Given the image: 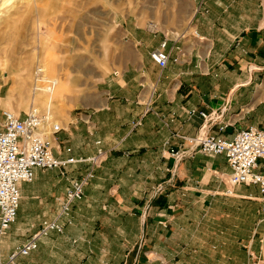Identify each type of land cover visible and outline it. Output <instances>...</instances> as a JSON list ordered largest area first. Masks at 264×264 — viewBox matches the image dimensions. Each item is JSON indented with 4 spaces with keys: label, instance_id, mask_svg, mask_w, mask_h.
I'll return each instance as SVG.
<instances>
[{
    "label": "crops",
    "instance_id": "1",
    "mask_svg": "<svg viewBox=\"0 0 264 264\" xmlns=\"http://www.w3.org/2000/svg\"><path fill=\"white\" fill-rule=\"evenodd\" d=\"M52 1L53 27L60 10ZM144 1L84 0L69 10L85 17L86 47L99 39L110 49L109 69L85 98L67 95L55 143L71 148L61 157L102 150V162L72 206V223L41 237L16 264H264L259 187L230 185L223 154H174L189 148L182 137L264 128V0H187L179 31L161 18L144 22L141 8L156 0ZM162 41L164 68L150 57ZM58 83L54 98L66 90ZM6 111L0 106V130ZM70 168L68 176L36 169L31 182L20 183L1 260L57 219L69 179L85 171L83 164Z\"/></svg>",
    "mask_w": 264,
    "mask_h": 264
},
{
    "label": "rangeland",
    "instance_id": "2",
    "mask_svg": "<svg viewBox=\"0 0 264 264\" xmlns=\"http://www.w3.org/2000/svg\"><path fill=\"white\" fill-rule=\"evenodd\" d=\"M83 1L57 0L56 8L60 10V16H54L57 24L52 27L48 22L52 16H47V13L53 12L50 6L52 0H0V106L5 105L20 116L27 113L30 107L39 110L43 107L47 118L60 124L66 115L65 103L70 91L85 98L109 69L106 61L110 49L99 46V39L95 41L98 43L95 47H86L90 33L84 25L85 17L68 15L74 5H82ZM144 2L141 0L142 4ZM145 3L149 4L148 1ZM165 8H171L167 10V17ZM189 9L187 0H156V7L141 8V18L144 22L161 18L164 24L179 31L186 24ZM52 28L58 30L55 38ZM54 44L61 46L55 47ZM52 78L65 82L63 96L54 98L59 90L52 97L53 91H43L47 85L60 89L58 81ZM43 93L50 98H44L41 104L37 100ZM57 145L62 150L61 144Z\"/></svg>",
    "mask_w": 264,
    "mask_h": 264
},
{
    "label": "built area",
    "instance_id": "3",
    "mask_svg": "<svg viewBox=\"0 0 264 264\" xmlns=\"http://www.w3.org/2000/svg\"><path fill=\"white\" fill-rule=\"evenodd\" d=\"M165 46L166 42L162 41L150 53L152 60L161 68L168 62ZM199 114L207 117L203 112ZM61 131L62 126L49 120L47 114L39 109H29L24 116L11 111L4 112V123L0 130V240L16 219L21 198L20 183L31 182L36 169H57L65 175L69 173L70 167L83 164L85 171L79 177L70 178L57 219L44 221L39 231L15 247L5 262L0 259V264H16L19 257L28 255L38 247L41 237L53 230L62 232L65 225L72 223V206L83 198L85 187L94 178L95 169L102 161V150L85 159L61 157L63 153H71V148L64 147L61 150L55 143L56 135ZM182 138L189 148L175 151L178 159L190 151L208 156L225 155L231 169L229 184L257 185L261 211L264 212V128L249 127L237 131L231 137L205 134Z\"/></svg>",
    "mask_w": 264,
    "mask_h": 264
},
{
    "label": "bare ground",
    "instance_id": "4",
    "mask_svg": "<svg viewBox=\"0 0 264 264\" xmlns=\"http://www.w3.org/2000/svg\"><path fill=\"white\" fill-rule=\"evenodd\" d=\"M58 86H56V87H52L51 85H47L44 89H43V91L44 92H52L53 91V93L50 95V97H52L53 95H54V93H57L58 92ZM47 94L45 95V93H43V94H40V99L39 100H37V102L38 101H40V103L42 104V102H44V98L45 99H48V98H50ZM11 112H14V111H11ZM15 113V112H14Z\"/></svg>",
    "mask_w": 264,
    "mask_h": 264
}]
</instances>
